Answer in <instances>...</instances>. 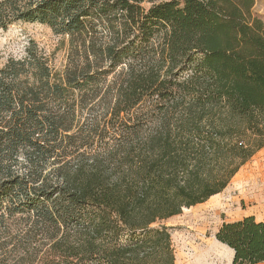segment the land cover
<instances>
[{
    "label": "trees",
    "instance_id": "16d2710c",
    "mask_svg": "<svg viewBox=\"0 0 264 264\" xmlns=\"http://www.w3.org/2000/svg\"><path fill=\"white\" fill-rule=\"evenodd\" d=\"M255 0H0V27L67 37L0 68V264H174L162 222L220 193L264 147ZM103 88L102 83L106 82ZM87 99L100 118L77 124ZM231 264L264 221L223 222Z\"/></svg>",
    "mask_w": 264,
    "mask_h": 264
},
{
    "label": "rangeland",
    "instance_id": "374dc122",
    "mask_svg": "<svg viewBox=\"0 0 264 264\" xmlns=\"http://www.w3.org/2000/svg\"><path fill=\"white\" fill-rule=\"evenodd\" d=\"M253 11L264 22V0H255ZM29 46H34L38 53L45 56L54 70L64 67L67 37L54 33L44 24L17 22L5 29L0 27V68L10 58L23 57ZM107 82L102 83L103 88ZM74 111L76 125H87L94 117L102 116L99 106H91L87 94L76 103ZM242 190V185H235L221 201L183 208L180 214L162 222L170 231L174 264H231L233 251L215 238L220 225L242 219L243 212L253 214L257 220H264V191L257 200L244 204Z\"/></svg>",
    "mask_w": 264,
    "mask_h": 264
},
{
    "label": "crops",
    "instance_id": "0c3cea01",
    "mask_svg": "<svg viewBox=\"0 0 264 264\" xmlns=\"http://www.w3.org/2000/svg\"><path fill=\"white\" fill-rule=\"evenodd\" d=\"M235 185L243 186V190L240 191V193L241 195H243L244 204H247L249 200L250 201L253 199L257 200V197L263 193L264 191V147L258 150L251 157V159L247 161L243 165V167H241L238 170V172L232 177L229 184L225 187L223 191L215 195H212L205 202L214 204V203L221 201V199L225 197V195ZM240 198L241 197H239V199ZM246 216L254 217V215L251 213L243 212V217H246ZM258 221H264V220H258Z\"/></svg>",
    "mask_w": 264,
    "mask_h": 264
},
{
    "label": "bare ground",
    "instance_id": "6f19581e",
    "mask_svg": "<svg viewBox=\"0 0 264 264\" xmlns=\"http://www.w3.org/2000/svg\"><path fill=\"white\" fill-rule=\"evenodd\" d=\"M232 250V249H231ZM233 251V250H232Z\"/></svg>",
    "mask_w": 264,
    "mask_h": 264
}]
</instances>
